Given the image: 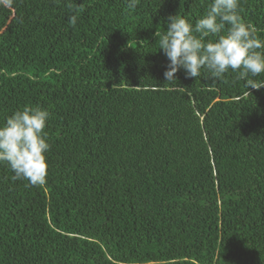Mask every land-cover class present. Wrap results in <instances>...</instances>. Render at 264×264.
<instances>
[{
  "label": "trees",
  "instance_id": "obj_1",
  "mask_svg": "<svg viewBox=\"0 0 264 264\" xmlns=\"http://www.w3.org/2000/svg\"><path fill=\"white\" fill-rule=\"evenodd\" d=\"M207 6L0 0V125L50 114L46 184L0 163V264H264V88L163 75L155 33Z\"/></svg>",
  "mask_w": 264,
  "mask_h": 264
},
{
  "label": "clouds",
  "instance_id": "obj_2",
  "mask_svg": "<svg viewBox=\"0 0 264 264\" xmlns=\"http://www.w3.org/2000/svg\"><path fill=\"white\" fill-rule=\"evenodd\" d=\"M126 3L134 8L138 0ZM239 4L240 0H208L206 12L194 25L179 14L167 18V30L155 33L158 49L169 61L163 73L167 82L180 70L186 78H197L204 69L213 81L231 70L246 89L264 88V81L253 79L264 73V39L254 25L244 22ZM68 22L75 25L76 16H69ZM210 36L214 39H207ZM49 115L39 106H25L0 125V163L7 164L13 179L33 186L47 183L50 144L44 129Z\"/></svg>",
  "mask_w": 264,
  "mask_h": 264
}]
</instances>
